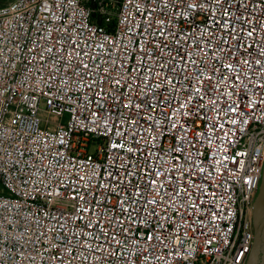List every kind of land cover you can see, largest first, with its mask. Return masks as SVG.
<instances>
[{"label":"built area","instance_id":"built-area-1","mask_svg":"<svg viewBox=\"0 0 264 264\" xmlns=\"http://www.w3.org/2000/svg\"><path fill=\"white\" fill-rule=\"evenodd\" d=\"M216 5H0V264L243 263L264 164V0Z\"/></svg>","mask_w":264,"mask_h":264},{"label":"water","instance_id":"water-1","mask_svg":"<svg viewBox=\"0 0 264 264\" xmlns=\"http://www.w3.org/2000/svg\"><path fill=\"white\" fill-rule=\"evenodd\" d=\"M252 221L253 243L242 264H264V164L252 199Z\"/></svg>","mask_w":264,"mask_h":264},{"label":"snow or ice","instance_id":"snow-or-ice-1","mask_svg":"<svg viewBox=\"0 0 264 264\" xmlns=\"http://www.w3.org/2000/svg\"><path fill=\"white\" fill-rule=\"evenodd\" d=\"M194 6H195V7H198V5H194ZM216 6L222 8V9H224V10L227 11V12H230V11H231V7L228 5V0H217V5H216ZM153 7H154V6H153ZM236 7H239V5H237ZM233 22H238V21H233L231 18L228 19V20H223V19L221 20V23L226 24V25H228L229 27L231 26V23H233ZM213 23H216L215 20L213 21ZM255 30H256L255 28L250 29L249 32H248V36H249V37H252L253 34H254V32H255ZM228 34H229L230 37L232 36V33H231V32H229ZM242 38H243V37L241 36V39H242ZM261 43H262V45H264V41H262ZM237 45L239 46V40H237ZM70 47H73V50L75 51V47H74V46L70 45ZM80 54H81V53H80L79 51H76V56H79ZM70 59H71V57H70ZM261 59H264V55L261 56ZM260 62H261L260 59H258V60L256 61L257 64H259ZM235 64H236V60L234 59L231 63H229L228 65H226V67H228L229 69H233V65H235ZM244 64H245V65H248V64H249V61H248V60H245V61H244ZM76 67L78 68V67H79V64H77ZM83 67H84V70L87 71V69H88V65H87V64H84ZM173 70L175 71V67H174V66H173ZM210 79H211V78H209V80H210ZM262 81H264V77H262ZM120 83H121V80L117 79V80H116V84H120ZM260 86H264V83H262ZM199 91H200V89L197 88V89H196V92L198 93ZM165 103H167V101H165ZM124 107H125V108H128L129 105L126 104V105H124ZM181 107H183V105H182ZM232 110L235 111V106L232 107ZM233 123H235V121H233ZM173 126H175V125H173ZM201 171H203V169H201ZM128 175H132V174H128ZM161 175H162V174H161L159 171L156 172V176H161ZM150 180H151V184H152L153 186H155V185H156V180H155L154 178H151V177H150ZM145 189H147V185H145ZM184 189H186V185L184 186ZM172 191H173V193H174L175 195H177V196H180V195H181V193H180V192H177L175 188H173ZM182 191H183V189H182ZM143 198L145 199V202H147V201H146V197H143ZM81 199H83V197H81ZM128 199H129V201L132 200L131 195L128 196ZM152 203H156V201L153 200ZM83 210H84V211H88L87 208H85V209H83ZM121 211H122V212H127L128 215H129V217H131L133 211H135V210H134V209H126V208H123V207L121 206ZM150 214H151V215H155L154 213H150ZM97 223H99V220L97 221ZM109 223H110V222H109ZM89 226L91 227V225H89ZM94 231H95V229H94ZM121 231H123V230H121ZM97 235H100L101 237H104V238H106V236H107V234L104 233L103 231H101L100 233H97ZM113 239H115V235H113ZM149 239H152V237H149ZM109 246H110V245H109ZM60 259H61V264H62V258H60Z\"/></svg>","mask_w":264,"mask_h":264},{"label":"rangeland","instance_id":"rangeland-1","mask_svg":"<svg viewBox=\"0 0 264 264\" xmlns=\"http://www.w3.org/2000/svg\"><path fill=\"white\" fill-rule=\"evenodd\" d=\"M9 1H11V0H0V5L5 4V3L9 2ZM42 106H43V104H41V107Z\"/></svg>","mask_w":264,"mask_h":264}]
</instances>
